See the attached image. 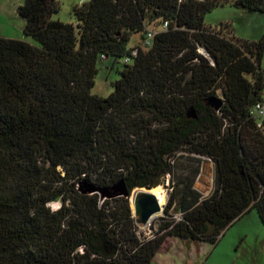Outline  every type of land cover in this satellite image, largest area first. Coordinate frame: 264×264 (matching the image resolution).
Masks as SVG:
<instances>
[{"label": "trees", "instance_id": "trees-1", "mask_svg": "<svg viewBox=\"0 0 264 264\" xmlns=\"http://www.w3.org/2000/svg\"><path fill=\"white\" fill-rule=\"evenodd\" d=\"M225 3L89 0L73 25L52 19L58 0H24L23 33L38 45L0 37V264H152L174 239L216 244L253 208L264 226V134L251 116L264 34L248 42L208 28ZM234 5L264 13V0ZM165 24L143 49L149 27ZM100 57L121 66L106 98L92 94ZM202 159L214 167L207 198L193 188ZM167 176L159 229L141 239L113 187L123 180L131 194Z\"/></svg>", "mask_w": 264, "mask_h": 264}, {"label": "rangeland", "instance_id": "rangeland-1", "mask_svg": "<svg viewBox=\"0 0 264 264\" xmlns=\"http://www.w3.org/2000/svg\"><path fill=\"white\" fill-rule=\"evenodd\" d=\"M89 0H58L60 10L52 17L63 23L76 25L73 9ZM225 4L209 11L204 19L205 25L215 31L226 25V31L232 32L235 38L241 41L258 42L264 34V13L252 12L234 5L235 0H224ZM24 0H0V37L26 41L32 45L38 44L31 38L24 36L25 21L18 15V8ZM149 30L158 31L159 26H151ZM141 42V34L132 36L128 49H133ZM123 60V59H122ZM122 60L120 61L122 63ZM264 71V55L261 61ZM97 75L92 94L106 98L113 93V84L119 79L118 71L121 66L114 64L111 58L97 61ZM264 134V132L262 133ZM190 167L197 163L188 161ZM200 174L194 182L193 188L207 198L213 192L214 167L207 159L199 162ZM170 178L167 176L160 187L165 191L164 207L170 194ZM58 202L50 204L52 210L58 209ZM164 211V210H163ZM173 215L179 217L177 208ZM164 214L155 217L146 231H141L144 237H152L159 229L161 218ZM144 230L138 225V232ZM152 264H264V226L256 208L249 210L242 218L229 226L220 236L216 244L194 243L181 239H174L168 253L157 256Z\"/></svg>", "mask_w": 264, "mask_h": 264}, {"label": "water", "instance_id": "water-1", "mask_svg": "<svg viewBox=\"0 0 264 264\" xmlns=\"http://www.w3.org/2000/svg\"><path fill=\"white\" fill-rule=\"evenodd\" d=\"M208 105L215 110H219L223 105L222 101L216 97H211L208 99ZM188 118H196V115L193 110H189L187 114ZM241 171V168H240ZM153 189V188H152ZM148 188H136L131 194L128 192L125 183L121 180L113 187L114 194L116 196H123L129 199L133 196V214L137 218V224L141 226H146L150 221L157 217L160 213L163 212V207L161 206L157 198L148 193L152 190ZM145 190V191H143ZM103 198H108L109 194L106 192H99ZM132 208V207H131ZM140 238H144L141 232H139Z\"/></svg>", "mask_w": 264, "mask_h": 264}, {"label": "built area", "instance_id": "built-area-1", "mask_svg": "<svg viewBox=\"0 0 264 264\" xmlns=\"http://www.w3.org/2000/svg\"><path fill=\"white\" fill-rule=\"evenodd\" d=\"M165 28H166V24L163 25V26L160 28V30H163V29H165ZM156 33H157V32L154 31V30H149V31L146 33V35H145L143 41L141 42V47H142L143 49H148V48L151 46V44H152V40H153V38H154V36H155ZM131 55H132V56H136V55H137V50L133 51V52L131 53ZM129 61H130L129 58H126V59H125V62H126V63H128ZM251 116H252V119H253L254 122H255V125H256V128L258 129V131H260L261 133H263V132H264V90H263V92H262V94H261L260 100H259L258 102H256V103L254 104V106H253V108H252V110H251ZM207 160H208V159H207ZM208 161H210V160H208ZM210 162H211V161H210ZM211 163H212V162H211ZM162 213L164 214V211H163ZM162 213H160V214H162ZM179 213H180V211H179ZM176 218L180 219V218H181V213H180L179 217H176ZM150 222H151V221H150ZM148 225H150V223H148ZM148 225H146V226H148ZM146 226H142V228H145ZM147 228H149V227H147ZM141 231H142V230H141V228H140V232H141ZM143 237H144V234H143ZM149 238H151V237H144V238H141V239H149Z\"/></svg>", "mask_w": 264, "mask_h": 264}, {"label": "bare ground", "instance_id": "bare-ground-1", "mask_svg": "<svg viewBox=\"0 0 264 264\" xmlns=\"http://www.w3.org/2000/svg\"><path fill=\"white\" fill-rule=\"evenodd\" d=\"M143 191H145V190H143ZM148 193L153 194L157 198V200L159 201L161 206L164 205V202H165V191L163 190L162 187L158 186L156 188H153L152 190L148 191ZM130 205H131L132 210H133V196H131V198H130ZM147 227H149V225L146 226L145 228H143L144 230H142V231H146L147 232V230H148Z\"/></svg>", "mask_w": 264, "mask_h": 264}, {"label": "crops", "instance_id": "crops-1", "mask_svg": "<svg viewBox=\"0 0 264 264\" xmlns=\"http://www.w3.org/2000/svg\"><path fill=\"white\" fill-rule=\"evenodd\" d=\"M168 252H169V251H168ZM168 252H167V253H168Z\"/></svg>", "mask_w": 264, "mask_h": 264}]
</instances>
